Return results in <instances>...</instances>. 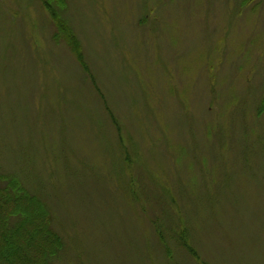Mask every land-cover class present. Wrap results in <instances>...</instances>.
I'll return each mask as SVG.
<instances>
[{
    "label": "rangeland",
    "instance_id": "374dc122",
    "mask_svg": "<svg viewBox=\"0 0 264 264\" xmlns=\"http://www.w3.org/2000/svg\"><path fill=\"white\" fill-rule=\"evenodd\" d=\"M263 103L264 0H0V173L52 264H264Z\"/></svg>",
    "mask_w": 264,
    "mask_h": 264
},
{
    "label": "trees",
    "instance_id": "16d2710c",
    "mask_svg": "<svg viewBox=\"0 0 264 264\" xmlns=\"http://www.w3.org/2000/svg\"><path fill=\"white\" fill-rule=\"evenodd\" d=\"M52 221L39 195L20 178L0 173V264H52L65 244Z\"/></svg>",
    "mask_w": 264,
    "mask_h": 264
}]
</instances>
